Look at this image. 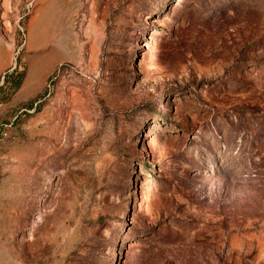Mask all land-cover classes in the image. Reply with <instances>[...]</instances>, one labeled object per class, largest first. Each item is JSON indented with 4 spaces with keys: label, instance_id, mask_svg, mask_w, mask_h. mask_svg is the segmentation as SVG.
Instances as JSON below:
<instances>
[{
    "label": "rangeland",
    "instance_id": "rangeland-1",
    "mask_svg": "<svg viewBox=\"0 0 264 264\" xmlns=\"http://www.w3.org/2000/svg\"><path fill=\"white\" fill-rule=\"evenodd\" d=\"M0 264H264V0H0Z\"/></svg>",
    "mask_w": 264,
    "mask_h": 264
},
{
    "label": "trees",
    "instance_id": "trees-1",
    "mask_svg": "<svg viewBox=\"0 0 264 264\" xmlns=\"http://www.w3.org/2000/svg\"><path fill=\"white\" fill-rule=\"evenodd\" d=\"M23 77H24V73H21V74L19 75V80H18L17 83H16V87H17V88L21 85V83H22V81H23Z\"/></svg>",
    "mask_w": 264,
    "mask_h": 264
}]
</instances>
